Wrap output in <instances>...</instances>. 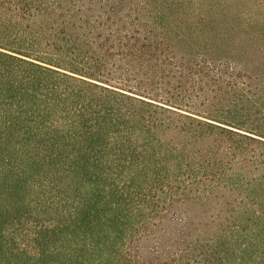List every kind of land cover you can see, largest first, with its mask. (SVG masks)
I'll return each mask as SVG.
<instances>
[{
  "label": "trees",
  "instance_id": "obj_1",
  "mask_svg": "<svg viewBox=\"0 0 264 264\" xmlns=\"http://www.w3.org/2000/svg\"><path fill=\"white\" fill-rule=\"evenodd\" d=\"M0 264H264V0H0Z\"/></svg>",
  "mask_w": 264,
  "mask_h": 264
}]
</instances>
